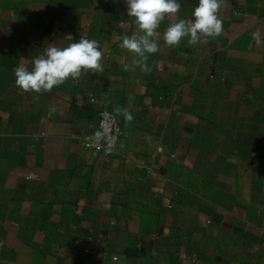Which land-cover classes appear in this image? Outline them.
Masks as SVG:
<instances>
[{"label": "crops", "instance_id": "crops-1", "mask_svg": "<svg viewBox=\"0 0 264 264\" xmlns=\"http://www.w3.org/2000/svg\"><path fill=\"white\" fill-rule=\"evenodd\" d=\"M178 2L145 73L123 67L125 0H0V264H264V0H224L221 36L170 48L169 20L198 4ZM81 38L102 73L16 86V67ZM117 106L134 119L93 154L81 138Z\"/></svg>", "mask_w": 264, "mask_h": 264}, {"label": "clouds", "instance_id": "clouds-1", "mask_svg": "<svg viewBox=\"0 0 264 264\" xmlns=\"http://www.w3.org/2000/svg\"><path fill=\"white\" fill-rule=\"evenodd\" d=\"M125 3L127 16L134 18L137 31L117 37L122 50L135 54L131 64H124V70L135 71L139 67L141 72H151L146 61L149 55L160 51L161 33L158 29L165 19L175 17L181 4L178 0H125ZM223 5L224 0H198L191 18L170 19L163 32L165 46H178L185 38L188 45L195 46L208 38L216 39L221 36L223 23L219 12ZM253 40L257 45L262 43L259 33H253ZM101 60L102 52L95 39L81 38L66 47L49 44L44 54L32 61L31 70L24 64L14 69L15 84L26 93L42 94L69 78L74 82L78 81L89 70L102 73ZM114 112L117 116H122L126 123H131L134 119L132 113L123 106H117ZM96 135L104 139L108 133L98 131Z\"/></svg>", "mask_w": 264, "mask_h": 264}, {"label": "built area", "instance_id": "built-area-1", "mask_svg": "<svg viewBox=\"0 0 264 264\" xmlns=\"http://www.w3.org/2000/svg\"><path fill=\"white\" fill-rule=\"evenodd\" d=\"M97 117L99 131L107 132L108 136L106 135L104 139L97 140L91 135H85L81 138V143L93 154H103L108 156L113 154L116 150L120 136L123 132L122 127L117 115L106 107L101 108L97 112ZM113 260H117V257L114 256Z\"/></svg>", "mask_w": 264, "mask_h": 264}]
</instances>
